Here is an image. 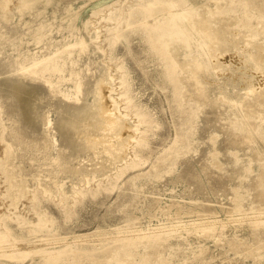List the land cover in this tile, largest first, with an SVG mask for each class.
I'll return each instance as SVG.
<instances>
[{
  "label": "rangeland",
  "instance_id": "374dc122",
  "mask_svg": "<svg viewBox=\"0 0 264 264\" xmlns=\"http://www.w3.org/2000/svg\"><path fill=\"white\" fill-rule=\"evenodd\" d=\"M210 1L211 9L222 12L218 16L234 14L239 22L258 25L254 40H264V18H258L264 0L244 6L239 0ZM203 3L0 0V80L26 82L18 69L66 50L74 60L63 52L57 58L62 71L46 72L58 96L93 104L87 91L103 77L112 113L136 123L133 114L139 112L149 121L141 145L122 149L128 148L126 169L118 160L113 168L94 166L90 151H80L62 168L44 160L35 143L12 137L16 117L8 119L0 98V264H264V201L255 197L264 181V121L249 139L230 143L215 117L236 113L241 99L254 96H248L250 87L264 86V64H256L249 57L255 48L242 43L211 50L226 63L209 67L207 47L187 40L205 66L197 73L211 101L204 103L194 100L181 69L162 50L179 31L175 13L197 12ZM76 40L81 45L72 46ZM214 103L221 111L210 107ZM46 109L54 123L58 113ZM229 128L242 134L235 125ZM53 141L51 157L58 154V134ZM132 147L136 156L129 153ZM207 221L214 223L209 230L194 229Z\"/></svg>",
  "mask_w": 264,
  "mask_h": 264
},
{
  "label": "bare ground",
  "instance_id": "6f19581e",
  "mask_svg": "<svg viewBox=\"0 0 264 264\" xmlns=\"http://www.w3.org/2000/svg\"><path fill=\"white\" fill-rule=\"evenodd\" d=\"M209 1L205 0V3L199 6L197 12L188 9L182 10L180 13L176 12L174 16L178 18L180 24L179 31L174 34L176 39L165 40L162 46V50L171 64L175 68L181 69L180 76L184 83L193 89L192 97L194 100L204 103H210L211 101H208L207 96L200 89L197 73L205 69V66L191 53V44L187 40L194 38L198 46L207 47L203 53L209 67H219L226 63L220 62L219 57L211 50L221 51L223 45H225V48H238L242 43L251 44L255 48L249 57L256 64H264V40H254L255 33L259 31L257 30L258 25L254 26L252 23L239 22L234 14L226 15L224 11L223 14L225 15L218 16L222 12L217 11L219 8L216 10L211 9ZM239 2L244 6L249 0H239ZM217 5L220 6V4ZM258 8L262 14L258 18L262 19V17L264 18V3H259ZM224 9L226 8L224 7ZM232 25H237L238 29L233 28L231 30ZM35 38L38 39L39 37ZM75 45H81L80 41L76 40L72 46ZM184 49H189L188 53L190 54L180 59V54ZM63 52H65L63 56L65 59L74 60L71 57V52L67 53L66 50ZM63 52L60 54L61 56ZM60 55H49L37 60L27 69L23 68L21 71L18 69V74L24 75L28 80L26 82L20 81L16 76H13L16 79H13L12 76L7 77L6 74L9 73V70L5 69L3 71L6 77L0 80L1 105L8 119L14 121L13 118L16 117V121H14L16 131L12 133V137L19 144L35 143L43 152L44 160L50 163L59 162L62 168L69 167V160L78 158L80 151H90L87 155L91 156L94 166L99 165L106 168L113 165V163L115 166L118 161H125L122 166V163L118 165L121 166V170L126 169L129 165L126 161L130 158H126L128 148L123 151L122 149L133 144L135 146L141 145L149 121L139 112L133 114L139 118L136 123L126 118V114L121 115V112L112 113L115 106L111 104L112 102L108 96L111 89L104 82L105 78L103 77L93 79V83L87 91L93 96V104L83 103L82 101L73 102L65 93L58 96L57 94L60 92L58 88L50 84L46 72L62 71V65L57 61ZM38 79L42 81V84L36 86L33 82ZM44 82L48 85H45ZM80 84V80L76 81L77 88ZM247 93L248 96L249 93L254 94V96L241 99L236 104L237 109L234 110L236 113L231 115L230 112L228 115L219 114L215 116L220 123L219 127L226 135L225 140L227 142L240 143L244 139H249L252 129L259 130V122L264 121V86L258 90L250 87ZM47 107L54 108L58 113V119L54 123L48 117L49 109L44 110ZM210 107L214 108L215 112L221 111L215 103ZM224 122L226 123L224 124ZM229 124L239 127L242 134L235 133V129H230ZM139 125H144L142 130ZM54 134L59 135L60 143L57 148L55 147L58 154L51 157L49 149L54 142ZM134 134H137L136 137H133ZM10 135L11 133L7 132L4 138L8 139L6 136L9 137ZM131 152H133V156H136L134 149L129 153ZM131 160H134V158L131 157ZM263 184L264 181L256 186L255 197L260 203L264 201V190L260 189ZM213 224V222L207 221L201 227L195 225L194 229L209 230Z\"/></svg>",
  "mask_w": 264,
  "mask_h": 264
}]
</instances>
